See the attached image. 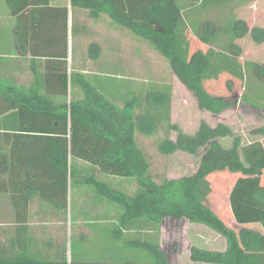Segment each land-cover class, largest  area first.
Returning a JSON list of instances; mask_svg holds the SVG:
<instances>
[{"label": "trees", "instance_id": "trees-1", "mask_svg": "<svg viewBox=\"0 0 264 264\" xmlns=\"http://www.w3.org/2000/svg\"><path fill=\"white\" fill-rule=\"evenodd\" d=\"M50 1L7 0L15 14L24 7L32 12L39 10L47 7ZM236 1L69 0V3L72 8L87 11L91 18L105 14L113 24L147 41L186 83L200 107L220 113L235 102L208 92L198 74L207 66L208 53L215 52L231 60L240 58L243 48L236 41L248 33V26L232 13V2ZM247 1L252 0L239 3ZM184 18L200 44L209 46L205 51L197 46H191L190 50ZM39 22L32 25V30L40 27ZM75 27L77 31L78 25ZM258 32L264 35L262 29ZM221 69L228 71L224 67ZM220 71L213 72L208 67L210 75ZM241 73L245 79L239 98L263 109L264 65L240 62L238 76ZM50 76H44L45 84L55 80L56 77ZM57 78L61 79L60 87L49 90L38 86L39 77L30 88H24L0 75V162L18 161L12 152L10 160L6 159L7 150H48L41 156L63 166L65 175L69 166L71 175L77 177L79 173L72 171V164L78 162L95 166L106 176L98 177L89 171L80 183L88 184L106 203L103 218L81 216L79 230L76 228L69 237L83 239L79 249L70 250V256L65 236L46 235L41 243L37 242L38 250L35 251L29 243L16 245L12 242L11 250H3L0 244V264H261L246 255L264 244V146L261 141L241 143L240 138H235L232 147L225 149L218 139L232 135V130L221 122L211 126L200 120L194 133L182 131L170 121L171 89L168 84L157 88L153 85L149 87L152 90L143 95L139 91L119 103L99 91L81 72L75 71L69 77L61 74ZM75 86L80 90L79 96L75 95ZM226 86L232 90L228 80ZM163 119L168 131H176V137L172 140L165 136L158 140L161 154L169 155L177 150L196 154L201 148L205 151L194 172L156 181L137 135L155 134ZM251 133L264 136V124ZM31 153L28 160L34 161V151ZM225 168L235 175L227 194L231 216L227 222L195 196L197 186L209 172H224ZM114 178L118 179L116 183ZM124 182L134 183V187L129 188ZM65 207L66 202L60 201L59 208ZM92 213L90 211L93 216ZM165 215L209 225L225 237L226 249L192 248L190 262H169L159 243ZM246 226L258 230L241 231L239 237L235 228ZM105 232L108 237L103 242ZM90 235L100 238L88 246ZM82 250L89 254V259H82Z\"/></svg>", "mask_w": 264, "mask_h": 264}, {"label": "crops", "instance_id": "crops-1", "mask_svg": "<svg viewBox=\"0 0 264 264\" xmlns=\"http://www.w3.org/2000/svg\"><path fill=\"white\" fill-rule=\"evenodd\" d=\"M239 2L241 0L232 2V11L242 6L254 9L259 0ZM184 19L190 50L191 46H197L205 51L209 46L200 44ZM37 20L40 27L32 30ZM124 36L130 40V51L136 58L146 55L148 59L149 54L151 57L155 55L156 50L147 41L113 24L107 15L91 18L84 9L72 8L69 0H51L47 7L34 9L33 12L29 7H24L17 14L12 13L7 0H0V75L24 88H30L39 77L38 86L52 90L61 85L57 75L66 74L69 77L78 71L89 78L92 74H106L107 67L112 69L118 66L120 70L121 66L111 60L122 57ZM99 59L104 63V69L95 66ZM48 74L56 78L45 84L44 76ZM74 90L75 95L79 96V88L75 86ZM150 90L147 87L144 91ZM112 96L116 98L114 101L118 100L114 93ZM219 122L225 123L221 120L212 126ZM139 137L140 134L137 135L138 143ZM31 151H34V161L28 160L32 157ZM11 152L18 157V161L0 162V244L3 250H11V243L14 242L16 245L29 243L35 251L38 250V246H35L37 242L46 235H61L68 240L70 233L79 228L81 216L103 218L101 215L106 203L88 184L84 181L80 183L89 171L98 177L106 176L95 166L83 162L72 164V171L79 173L76 177L71 175L69 166L65 175L63 166L44 160L41 154H47L48 150H7L6 159L10 160ZM60 201L66 202L65 208H59ZM90 211H93V216ZM222 237L225 246L219 251L226 249V239Z\"/></svg>", "mask_w": 264, "mask_h": 264}, {"label": "rangeland", "instance_id": "rangeland-1", "mask_svg": "<svg viewBox=\"0 0 264 264\" xmlns=\"http://www.w3.org/2000/svg\"><path fill=\"white\" fill-rule=\"evenodd\" d=\"M232 13L235 17L244 19L248 26V33L236 41L243 48L240 58L231 60L222 58L220 54L215 52L208 53L207 66L212 68L213 72L216 69L221 71L216 72V76L213 73L210 75L208 74V67L205 66L198 74L208 92L226 96L235 102L233 106L221 110L220 113H213L210 108L200 107L186 83L170 69L166 59L157 52L153 57L149 54L148 59L145 58L146 55L136 58L130 51L131 42L125 36L123 37L122 57L111 60L120 65L121 69L119 70L120 67L118 66L112 67V69L107 67L105 69L108 71L106 74H92L89 75V79L111 100L116 99L112 96L114 93L118 98L117 101L140 92L143 95L147 87L154 85L157 88L163 84H168L171 89L170 121L177 124L182 131L192 134L198 128L200 120H205L211 126L222 120L232 130V135L218 139L223 148L230 149L235 138H240L241 143L259 140L264 146L263 136L251 133V130L264 124V108H255L239 98L242 94L245 77L242 73L241 76L237 74L240 62L250 61L264 65V35L258 32V29H262L264 32V0H259L254 9L243 8L242 6ZM95 66L98 69H104V63L100 59L97 60ZM221 67L228 71L222 72ZM112 70L113 72H110ZM227 80L232 83L231 91L227 89ZM165 122L166 120L163 119L155 134L151 136L140 135L139 137V143L150 162V173L156 181H160L164 177H178L194 172L205 151V148H201L196 154L179 150L169 155L161 154L157 148L158 140L165 136H169L172 140L176 137V131H168ZM234 176L226 168L224 172H209L195 191L197 199L213 209L219 216H222L225 222L231 220L227 206V194ZM112 180L115 183L118 181L116 178ZM123 185H127L129 188L134 187V183L131 182H124ZM79 220L81 221V219ZM89 227L95 232L98 231L97 228L94 230L93 226ZM255 229V227L246 226L236 227L235 231L240 237L244 230ZM102 237L103 242H106L108 233L105 232ZM98 238L100 236L90 235L87 237L86 244L90 246L91 243H96ZM81 239L83 238H68L67 254L69 256L71 249L72 251L79 249ZM159 243L169 262L172 263L190 262L192 248L206 247L219 251L225 246L221 234L209 225L189 221L186 218H174L169 215H165L160 227ZM246 255L258 263L264 264V244L257 250L248 251ZM106 256L107 254H105ZM89 258V254L83 251L82 259Z\"/></svg>", "mask_w": 264, "mask_h": 264}]
</instances>
